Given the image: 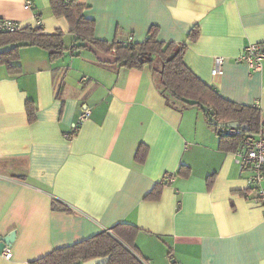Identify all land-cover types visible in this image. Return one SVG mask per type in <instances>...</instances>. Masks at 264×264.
I'll return each instance as SVG.
<instances>
[{
  "label": "crops",
  "instance_id": "1",
  "mask_svg": "<svg viewBox=\"0 0 264 264\" xmlns=\"http://www.w3.org/2000/svg\"><path fill=\"white\" fill-rule=\"evenodd\" d=\"M80 2L95 39L140 43L156 32L161 42L186 44L185 64L199 79L228 101L257 106L264 121V63L251 73L236 62L249 44L264 43V0ZM0 19L62 31L67 48L51 60L25 47L21 72L0 67V240L15 237L5 248L12 258L2 251L0 264H31L124 222L138 228L148 264H264L263 209L246 200L236 151L223 148L200 109H174L149 67H120L77 41L51 0H0ZM156 187L159 197L147 198Z\"/></svg>",
  "mask_w": 264,
  "mask_h": 264
},
{
  "label": "trees",
  "instance_id": "2",
  "mask_svg": "<svg viewBox=\"0 0 264 264\" xmlns=\"http://www.w3.org/2000/svg\"><path fill=\"white\" fill-rule=\"evenodd\" d=\"M83 8L84 5L78 0H51L53 14L68 20L77 41L90 43L112 54L114 63L120 67L139 70L149 67L161 95L174 109H200L220 137L221 145L226 144L224 149L237 151L243 136L222 133L220 126L240 123L244 134H254L264 125L262 111L257 106L239 105L224 99L215 88L203 82L187 67L184 61L186 44L161 42L156 32H152L140 43L133 40L113 43L99 41L94 37V22L83 17ZM198 36L199 30L196 27L189 39L195 41ZM30 46L45 49L51 60L63 56L67 50L62 31L45 34L41 26H26L14 32L0 31V67H5L10 74L21 72V50ZM26 111L29 122H34L36 107L33 102L27 103ZM144 153L145 149L141 147L137 158L143 157ZM189 173L190 169L184 166L179 170L180 175L187 176ZM159 195L160 187H156L147 198L157 199ZM138 232L136 226L127 222L120 223L74 245L56 249L31 264H83L107 257L110 258L105 264H148L140 256L135 243Z\"/></svg>",
  "mask_w": 264,
  "mask_h": 264
},
{
  "label": "built area",
  "instance_id": "3",
  "mask_svg": "<svg viewBox=\"0 0 264 264\" xmlns=\"http://www.w3.org/2000/svg\"><path fill=\"white\" fill-rule=\"evenodd\" d=\"M70 1V0H66ZM80 1V0H78ZM31 1H27L25 7H31ZM21 27L15 22L6 19H0V31L14 32L20 30ZM129 42L132 37H129ZM237 63L246 64L251 73L261 72L264 63V43L249 44L243 53L236 59ZM224 59L216 57L214 60V74H220L223 67ZM90 116V111H84L79 121H84ZM222 133L230 135H242V141L238 147L236 154L241 171L247 174V191L245 198L247 201L260 206L264 212V125L257 134H244L241 128H230L227 125L220 126ZM170 182L174 181V176L167 177ZM6 259L12 258L10 249L3 250Z\"/></svg>",
  "mask_w": 264,
  "mask_h": 264
},
{
  "label": "water",
  "instance_id": "4",
  "mask_svg": "<svg viewBox=\"0 0 264 264\" xmlns=\"http://www.w3.org/2000/svg\"><path fill=\"white\" fill-rule=\"evenodd\" d=\"M230 128H240V123H230L227 125ZM14 235L10 234L8 237L2 238L0 240V253L7 248L8 246H10L14 240ZM110 257L107 258H96L90 261H87L83 264H105L109 261Z\"/></svg>",
  "mask_w": 264,
  "mask_h": 264
}]
</instances>
